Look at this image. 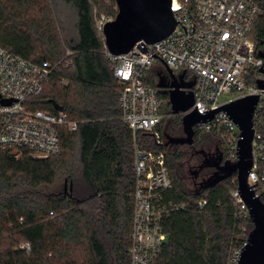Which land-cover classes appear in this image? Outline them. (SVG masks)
<instances>
[{"label": "trees", "instance_id": "trees-1", "mask_svg": "<svg viewBox=\"0 0 264 264\" xmlns=\"http://www.w3.org/2000/svg\"><path fill=\"white\" fill-rule=\"evenodd\" d=\"M61 1L71 9L76 38L61 36L52 1L47 7L40 0H0V46L35 62L70 63L51 73L34 98L35 107L63 110L79 122L74 132L62 129L56 155L41 158L22 151L17 156L0 148V264H130L132 133L121 119V84L104 54V37L95 26L100 13L94 12L97 6L115 15L116 2ZM255 2L260 14L249 37L255 55L261 56L264 0ZM160 78L169 82L157 62L144 81L165 99L166 116L158 126L164 141L157 146L143 133L140 138L148 148L166 152L173 183L166 198L186 207L163 218L168 243L159 250L156 264H228L241 226L252 228L251 220L235 217L230 192L236 175L201 179L213 168L204 161L205 150L216 151L220 164L227 162L226 151L212 133L194 130L192 145L169 143L183 134L182 116L171 110ZM193 158L195 164H190ZM184 164L195 170H189L191 181L183 177ZM198 199L207 201L201 211L195 205ZM21 243H29V251L18 248Z\"/></svg>", "mask_w": 264, "mask_h": 264}, {"label": "built area", "instance_id": "built-area-1", "mask_svg": "<svg viewBox=\"0 0 264 264\" xmlns=\"http://www.w3.org/2000/svg\"><path fill=\"white\" fill-rule=\"evenodd\" d=\"M170 7L176 19L173 31L159 41L145 44V50L136 43L126 53L112 54L104 43V54L121 84V119L132 133L130 264H156L159 250L168 243L163 218L186 207L184 202L166 198L173 184L166 152L148 148L140 138L143 133L157 146L164 141L158 126L166 116L162 111L165 99L157 88L144 81L157 62L165 70L170 68L179 79L182 76L180 80L193 82L194 104L178 114L183 116L192 109L200 114L215 111L211 119L194 125V130L216 135L228 162L238 159L240 130L222 106L243 96H257L252 112V162L247 182L264 205V58L255 55V45L249 37L260 9L255 0H171ZM114 17L96 16L97 31L102 33L105 23ZM60 65L68 67L70 63L68 60L35 62L0 46L1 149L15 151V155L27 151L36 157H48L60 152L62 129L77 130L79 122L69 119L63 110L35 107L34 98L41 95L51 73ZM230 194L236 204L235 217L250 220L236 177ZM206 202L198 199L195 205L201 211ZM250 230L246 225L241 226L228 264H238ZM18 248L29 251L30 245L21 243Z\"/></svg>", "mask_w": 264, "mask_h": 264}, {"label": "water", "instance_id": "water-1", "mask_svg": "<svg viewBox=\"0 0 264 264\" xmlns=\"http://www.w3.org/2000/svg\"><path fill=\"white\" fill-rule=\"evenodd\" d=\"M117 12L113 20L105 23L102 34L108 51L112 54L128 52L136 43L145 50V44L154 43L170 34L176 19L171 10V0H115ZM264 58V55H261ZM169 82L160 78V86L167 87L168 101L174 113L184 112L194 104L191 87L166 67ZM259 86H263L259 83ZM257 96H243L222 106L240 130L237 143L238 159L235 162L220 164V156L212 161L215 171L210 175V182L222 174H235L237 189L248 207L252 228L248 243L242 248L238 264H264V205L254 196L247 182L251 167V143L253 138L252 112ZM215 111L200 114L195 109L185 113L181 118L183 136L170 139L175 143H191L194 125L211 119Z\"/></svg>", "mask_w": 264, "mask_h": 264}, {"label": "rangeland", "instance_id": "rangeland-1", "mask_svg": "<svg viewBox=\"0 0 264 264\" xmlns=\"http://www.w3.org/2000/svg\"><path fill=\"white\" fill-rule=\"evenodd\" d=\"M40 2L43 5H46L47 7H48L50 2L54 4V18L56 19L58 27L60 26L62 28V35L61 34L60 35L64 36L66 39L76 38L77 35H76V30L74 28V22H73V16H72L71 9L67 5H65L61 0H40ZM115 9L117 10V8H115ZM95 11H96V13L107 14L106 12L99 10V8L97 6H94V12ZM14 152L15 151H11V153H14ZM206 152H209L212 155L214 154V153H211V151L205 150V152H204L205 154H203V155H206ZM213 156H215V155H213ZM195 161H196V159H194V158L191 159L190 164H195ZM189 170L192 173H194V171H195L194 169L191 168V166L184 164V169L182 171L183 177H185L186 180L191 181L192 179H194V177L189 173ZM199 180H200V178H199ZM187 184H188V182H187ZM188 185L192 188L191 182Z\"/></svg>", "mask_w": 264, "mask_h": 264}, {"label": "flooded vegetation", "instance_id": "flooded-vegetation-1", "mask_svg": "<svg viewBox=\"0 0 264 264\" xmlns=\"http://www.w3.org/2000/svg\"><path fill=\"white\" fill-rule=\"evenodd\" d=\"M168 78H169V77H168ZM191 82H192V81H191ZM181 136H183V134L179 135L178 137H181ZM176 138H177V137H176ZM169 143H170V144H174L175 142H169ZM175 144H179V145H192V142L189 143V144H188V143H175ZM203 154H205V153L203 152ZM213 155H215V156H213ZM213 155L210 154L209 152L206 153V155H204V161H205V163H206L207 165L212 164V161H214L215 158H217V156H219V155L217 154L216 151L214 152ZM214 171H215V168L213 167L211 173H210L209 175H206V176H201V179H202L203 181H208L210 175H212V173H213ZM194 175L196 176V175H198V174L195 173Z\"/></svg>", "mask_w": 264, "mask_h": 264}]
</instances>
